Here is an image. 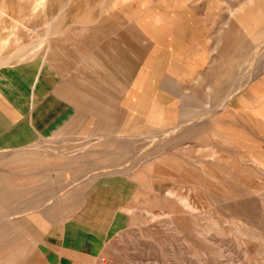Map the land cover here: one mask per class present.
Returning a JSON list of instances; mask_svg holds the SVG:
<instances>
[{"label": "rangeland", "instance_id": "rangeland-1", "mask_svg": "<svg viewBox=\"0 0 264 264\" xmlns=\"http://www.w3.org/2000/svg\"><path fill=\"white\" fill-rule=\"evenodd\" d=\"M0 264H264V0H0Z\"/></svg>", "mask_w": 264, "mask_h": 264}, {"label": "crops", "instance_id": "crops-1", "mask_svg": "<svg viewBox=\"0 0 264 264\" xmlns=\"http://www.w3.org/2000/svg\"><path fill=\"white\" fill-rule=\"evenodd\" d=\"M254 12L256 13L257 11L252 10V11H250V14H251V13H254ZM247 22H249V21H247ZM249 24H250V23H248L247 25H249ZM250 26H251V25H250Z\"/></svg>", "mask_w": 264, "mask_h": 264}, {"label": "bare ground", "instance_id": "bare-ground-1", "mask_svg": "<svg viewBox=\"0 0 264 264\" xmlns=\"http://www.w3.org/2000/svg\"><path fill=\"white\" fill-rule=\"evenodd\" d=\"M32 92L35 93V88H34V87L32 88ZM34 95H35V94H34Z\"/></svg>", "mask_w": 264, "mask_h": 264}]
</instances>
